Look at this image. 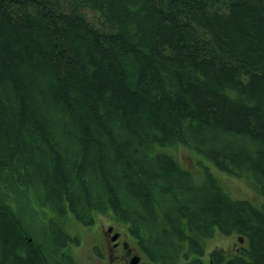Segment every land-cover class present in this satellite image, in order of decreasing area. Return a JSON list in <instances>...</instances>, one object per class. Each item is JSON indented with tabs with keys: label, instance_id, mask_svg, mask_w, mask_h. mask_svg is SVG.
Here are the masks:
<instances>
[{
	"label": "trees",
	"instance_id": "trees-1",
	"mask_svg": "<svg viewBox=\"0 0 264 264\" xmlns=\"http://www.w3.org/2000/svg\"><path fill=\"white\" fill-rule=\"evenodd\" d=\"M218 174L264 198V0H0V264H78L68 223L106 213L157 264L215 234L264 264Z\"/></svg>",
	"mask_w": 264,
	"mask_h": 264
},
{
	"label": "rangeland",
	"instance_id": "rangeland-1",
	"mask_svg": "<svg viewBox=\"0 0 264 264\" xmlns=\"http://www.w3.org/2000/svg\"><path fill=\"white\" fill-rule=\"evenodd\" d=\"M172 156L184 167L199 174L195 162H198L199 158L194 153L183 149L177 148L170 151ZM202 165H208L207 162H202ZM211 165H208L210 169ZM201 174V173H200ZM216 177L219 179L222 187L227 193L235 199H242L249 201L252 205L259 207L264 204V198L259 196L244 179L234 178L225 174ZM111 213L98 214L94 216V224L91 226H81L74 221H70L67 226V231L75 241L78 239L76 245L72 248V254L77 260L78 264H103V256H105L109 250L110 243L106 241L105 235L106 228L110 225H114ZM117 231L123 230L128 235L125 227L122 224H115ZM103 230V231H102ZM112 233H109V235ZM129 241L132 240L129 235L127 236ZM206 251L209 252L213 249L223 250L226 256H232L237 249H241V244L237 242L235 237H224L219 234H215L211 239L206 242L204 246ZM103 262V263H102Z\"/></svg>",
	"mask_w": 264,
	"mask_h": 264
},
{
	"label": "flooded vegetation",
	"instance_id": "flooded-vegetation-1",
	"mask_svg": "<svg viewBox=\"0 0 264 264\" xmlns=\"http://www.w3.org/2000/svg\"><path fill=\"white\" fill-rule=\"evenodd\" d=\"M112 219L114 222V225H110L106 228L105 231L106 235V241L109 242L111 245L105 256H103V264H157L155 262L149 261L146 257L143 256V254L139 251V249L136 247L135 243H133L132 240L127 239V236L123 230L117 231L115 229V224H117V221H114V216H112ZM127 232V230H126ZM109 233H112L109 235ZM128 233V232H127ZM224 237H235L237 242L241 244V249H237L236 252L232 256H226L223 250H211L209 252L206 251L205 247H203L202 251L199 253V255H196L195 253L186 252V257L181 258L177 263L175 264H220L218 260H213V258L216 256V254H220L223 259L230 260L233 257H236L241 254L243 249H246L248 246L247 243L239 238L238 236L231 235V236H224ZM206 245V244H205ZM204 245V246H205ZM136 260V262H135Z\"/></svg>",
	"mask_w": 264,
	"mask_h": 264
}]
</instances>
